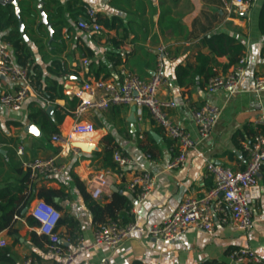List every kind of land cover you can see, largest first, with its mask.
Wrapping results in <instances>:
<instances>
[{"label":"crops","instance_id":"crops-1","mask_svg":"<svg viewBox=\"0 0 264 264\" xmlns=\"http://www.w3.org/2000/svg\"><path fill=\"white\" fill-rule=\"evenodd\" d=\"M260 1L246 11L238 10L232 0L30 1L31 15L28 12L21 15L25 34L22 36L19 30L22 49L10 43L9 51L16 63L28 67L32 88L21 109L0 105V148L4 151L0 152V204L10 196L17 197L12 205L15 212L10 228L14 232H8L6 228L0 231V237L6 242L0 246V264H23L27 256L46 264L57 261L54 255L47 253V239L37 233L36 223L29 225L26 222L28 207L36 195L30 198L20 214L16 213L30 191L18 189L22 172L15 166L20 164L25 171L24 161L52 156L58 151L51 135L44 133L41 125L31 118V113L45 114L56 120L55 114L61 112L60 108L68 110L58 123V132L62 134L68 133L75 119L93 125V132L85 138L90 150L80 155L79 150L70 149L58 155L57 161L65 165L62 172L31 180L34 194L41 189L53 191L49 202L61 213L56 230L67 248L78 245V238L83 245L90 243L97 221L80 187L101 207L111 203L112 194L116 193V201L119 197L126 199V208L117 211L123 222L135 220L141 225H150L175 211L184 197L200 196L212 185V176L206 168L207 159L233 171L244 168L247 155L242 142L251 139L255 133L252 120L264 114V89L261 92L252 89L253 76L264 70V39L256 25ZM40 2L49 27L41 22L37 6ZM21 3V0L17 1L18 7L25 9V4ZM85 4L97 7L102 24L100 31L88 32L77 26ZM55 13L60 14V18L54 16ZM219 31L236 35L245 46L242 53L245 62L237 91L233 94L208 92L204 89L206 81L202 80L201 84L197 82L198 85L178 86L174 79L176 65L194 66L198 52L210 54L201 39ZM6 33L7 30L2 31L0 37L6 39L3 37ZM160 47L164 53L165 82L159 87L158 95L175 102L174 107L165 109L173 121L181 124L198 141V129L191 112L204 102L221 107L220 117L209 137L195 145L183 166L173 169H168L167 164L177 152L176 142L153 122L146 108L142 121L135 119L132 124L128 120L132 105L92 108L75 115V109L69 110L67 100L57 95L76 97L79 102L75 92L83 80L98 77L117 80L123 68L149 78L155 69ZM215 61L213 67L225 72L222 69L227 57L215 55ZM0 81V90H14V84L6 77L0 75ZM47 105L53 106L51 114L45 110ZM30 122L36 127L37 134L24 129ZM105 137H109L110 142ZM18 146L22 147L20 154L17 153ZM111 146L134 159L136 165L124 170L109 194L93 198L86 189V179L91 171L105 167L92 152ZM141 169L155 175V184L147 198L137 202L126 184L132 174ZM258 182L261 195L251 205L253 223L247 229L219 223L211 232L189 227L171 241L132 234L117 246L97 245L88 249L72 264H236L229 260L228 253L241 247L252 249L264 259V163L258 173ZM104 218L106 213L101 220ZM32 232L37 236L33 238Z\"/></svg>","mask_w":264,"mask_h":264},{"label":"built area","instance_id":"built-area-1","mask_svg":"<svg viewBox=\"0 0 264 264\" xmlns=\"http://www.w3.org/2000/svg\"><path fill=\"white\" fill-rule=\"evenodd\" d=\"M256 2L257 0H232L236 8L241 11H246ZM77 26L88 32L100 31L102 24L95 5L83 6L82 17L78 19ZM9 46L10 42L0 37V75L6 77L15 86L12 91L0 90V105L19 110L32 85L28 67L14 61ZM244 62L245 57L242 55L230 70L216 71L206 80L204 89L212 93L224 91L233 94L238 89ZM163 68L164 53L163 48L160 47L155 69L149 78H142L135 72L123 68L120 69L117 80L102 77L83 80L75 92L79 102L74 112L75 115H79L87 109H106L112 105L126 104L135 106L134 117L137 121H142L146 108L153 122L167 137L176 142L177 152L167 164L168 169H173L183 166L189 154L195 150V145L209 137L220 117L221 107L211 102H204L191 112L199 134L198 141H195L181 124L173 121L167 114L165 109L174 107L175 102L158 95L159 87L165 82ZM1 84L0 81V88ZM252 89L255 92L264 89V70L253 76ZM252 124L255 133L251 139L242 142V148L247 155L244 168L233 171L227 166L207 159L206 168L212 176V185L200 196L184 197L177 209L158 223L141 225L135 220L123 222L119 216L107 217L94 223L90 243L83 245L78 238V245L67 248L63 246L59 232L56 230L60 211L42 198L34 197L28 207V215L35 220L37 233L46 237L47 253L56 257V264H72L88 249L97 245L117 246L132 234L171 241L189 227L207 232H211L216 223L239 229L249 228L253 223L251 205L261 195L258 173L264 163V114L257 115L252 120ZM92 132L93 125L90 122L75 119L67 134L52 133L51 140L58 147L57 154L24 161L22 164L29 170V177L35 179L49 173L62 172L65 165L57 161V156L70 149L79 150L71 145V141L86 142L85 138ZM21 151L22 147L18 146L17 153L20 154ZM112 160L115 163L114 169L105 167L89 173L85 185L93 198H98L103 193L109 194L111 186L122 177L124 170L127 167L134 168L136 165L135 160L120 149H114ZM154 184L155 175L147 169H141L132 174L126 187L138 202L147 198ZM5 243L0 237V246ZM228 257L236 264H264L262 257L246 247L230 251ZM23 264L46 263L27 256L23 259Z\"/></svg>","mask_w":264,"mask_h":264},{"label":"trees","instance_id":"trees-1","mask_svg":"<svg viewBox=\"0 0 264 264\" xmlns=\"http://www.w3.org/2000/svg\"><path fill=\"white\" fill-rule=\"evenodd\" d=\"M30 1L31 0H21V2L25 4L26 8L22 9V7H19L20 17L24 12H28L29 15H31L29 9ZM54 16L60 18V14L55 13ZM256 25L259 34H261L264 39V0H261L259 3ZM5 30H7V33L3 35V37L10 41L13 47L22 49L23 45L21 43V34L19 31V19L15 13L12 4H0V33ZM201 43L209 48L210 54L198 52L195 57L196 63L194 66H182L180 64H177L174 71V79L178 86H182L188 83L198 85L197 82L201 84V80L206 81L211 75H213L217 71V69L213 67V65H215L216 63L215 55H225L227 57V62L223 65L222 69L226 72L229 66H234L237 63L240 56H242L245 47L239 37H237L236 35L228 34L223 31L213 32L208 36L205 35L204 37H202ZM20 65L26 66V64ZM52 88L54 89L55 86L53 85ZM57 95L59 98H65L67 100L70 106V109L68 108L69 110H74L75 106L78 104V100L76 97H72L70 99L69 97L61 93H58ZM60 110L61 112H59V114H55V117H57L56 120L50 119L45 116V114L41 115L39 113H31L30 116L34 121L38 122L41 125V128L44 133L50 137L52 133L58 132V123L61 122L64 115L68 113V110L66 111L61 108ZM105 140L110 142L109 137H105ZM114 149L115 147L111 146L104 148L102 151L99 152L93 151L92 156L101 159V166L110 167L114 169L115 163L112 160V153ZM15 169L19 172H22V175L19 178L18 189L22 190L24 188H27L30 191L29 195L23 199V203L20 205L19 209L16 210L17 214H20L22 208L28 203V201L30 200V198H32L33 195L42 198L46 203L52 205L49 202V197L53 193L52 190L41 189L37 194H34L33 186L31 185L32 179L29 177V170L26 169L25 171H22L20 164L19 167L15 166ZM80 189L83 192L84 199L87 202L94 219L97 221H102L105 219L104 218L101 220V216H103L104 213H106V218L115 217L118 216V210H123L126 208V199H124L123 197H119L116 201L115 199L118 197L116 193L112 194L113 201L111 203L105 205L104 207H101L93 199H91V197L84 191L83 187H80ZM15 200H17V197L13 195L10 196L4 204H0V231L6 228L8 229V232H14L10 231V228L13 224L12 216L15 210L12 208V205L14 204ZM26 222L29 225L36 223L31 216L26 217ZM31 235L33 238L37 236L34 232H32ZM41 236L45 237L43 235ZM131 264H138V262H132Z\"/></svg>","mask_w":264,"mask_h":264},{"label":"water","instance_id":"water-1","mask_svg":"<svg viewBox=\"0 0 264 264\" xmlns=\"http://www.w3.org/2000/svg\"><path fill=\"white\" fill-rule=\"evenodd\" d=\"M17 1L18 0H0V4H12L14 6V10H15V13L19 19V30L21 31V34L22 36H25L24 32H23V22H22V19L20 17V14H19V7L17 5ZM38 9H39V12H40V16H41V22L43 23H46L47 26L49 27V24L47 22V18H46V14L44 13L43 9H42V5H41V2L38 3ZM52 109H53V106L52 105H47L45 110L51 114L52 113ZM134 109H135V106L132 105V108H131V114L128 118V120L133 124L135 122V117H134ZM24 129L28 132H31V133H38L36 127L34 126L33 123H28L27 125H25ZM71 145L73 147H76L79 149V154L81 155L82 152H85V151H88L91 149V146L89 147V144H87L86 142H78V141H73L71 143ZM0 152H4L3 149L0 148Z\"/></svg>","mask_w":264,"mask_h":264}]
</instances>
